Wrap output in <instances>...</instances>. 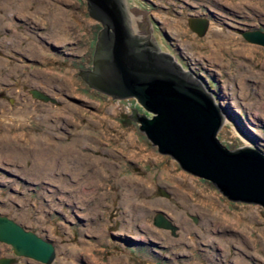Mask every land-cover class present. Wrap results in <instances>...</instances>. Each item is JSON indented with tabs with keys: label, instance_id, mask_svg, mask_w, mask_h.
Listing matches in <instances>:
<instances>
[{
	"label": "rangeland",
	"instance_id": "1",
	"mask_svg": "<svg viewBox=\"0 0 264 264\" xmlns=\"http://www.w3.org/2000/svg\"><path fill=\"white\" fill-rule=\"evenodd\" d=\"M130 1L147 11L152 41L214 89L219 140L231 148L244 135L264 152V45L240 33L264 30V0ZM193 16L208 19L204 35ZM100 27L87 0H0V212L51 239L52 264H264L263 206L181 168L127 116L145 111L134 97L81 76ZM157 210L174 233L153 224ZM12 253L0 241V256Z\"/></svg>",
	"mask_w": 264,
	"mask_h": 264
},
{
	"label": "water",
	"instance_id": "2",
	"mask_svg": "<svg viewBox=\"0 0 264 264\" xmlns=\"http://www.w3.org/2000/svg\"><path fill=\"white\" fill-rule=\"evenodd\" d=\"M121 0H87L90 16L101 22L91 66L79 73L87 84L113 98L134 97L145 110L131 108L130 118L160 153L176 159L184 170L210 180L229 200L258 203L264 209V152L258 145L227 147L217 133L224 124L226 109L214 89L192 70L186 69L171 52L162 50L150 36L131 31ZM124 5V4H123ZM190 28L199 36L209 27L208 19L193 16ZM243 38L264 45V30H241ZM35 96L49 95L32 89ZM225 111V112H224ZM154 225L176 228L162 210ZM0 241L12 246L14 256H26L52 264L55 243L0 212ZM14 256H0L10 264Z\"/></svg>",
	"mask_w": 264,
	"mask_h": 264
},
{
	"label": "bare ground",
	"instance_id": "3",
	"mask_svg": "<svg viewBox=\"0 0 264 264\" xmlns=\"http://www.w3.org/2000/svg\"><path fill=\"white\" fill-rule=\"evenodd\" d=\"M122 1H124L126 19H127V22H128V24H129V26L131 28V31L137 32V33L144 32L143 30L147 27L146 31L149 34L150 39L152 40L154 35L152 34L153 33L152 32V28H151L152 26H151V22L148 19L147 11L144 10L143 8H141V7L139 8V6H134V7H133V5L131 6L132 2L130 0H122ZM138 20H140V23H139ZM142 26H143V28H142ZM190 70H192V69H190ZM20 115H22V114H20ZM242 137L246 141L247 144H252L250 141H248V139L244 135H242ZM65 149H67V147ZM38 156H39V154L36 155V157H38ZM70 156H72V154ZM70 156L69 157L67 156L65 158V160H63V161H65L68 164L71 163L72 160L75 159V158H72L74 156H72V157H70ZM86 163H88V162H86ZM50 181H51V179H50ZM137 216L141 217L143 215H137ZM14 257L16 258L17 256H14ZM238 263L239 264H246V263H244L243 261H240V260H239ZM10 264H12V263H10Z\"/></svg>",
	"mask_w": 264,
	"mask_h": 264
},
{
	"label": "flooded vegetation",
	"instance_id": "4",
	"mask_svg": "<svg viewBox=\"0 0 264 264\" xmlns=\"http://www.w3.org/2000/svg\"><path fill=\"white\" fill-rule=\"evenodd\" d=\"M12 255L14 256V254H13V253L11 254V256H12ZM1 256H2V255H1ZM16 258H17V257H16ZM16 258L14 257V260H13V262H15V261H16ZM13 262H12V263H13Z\"/></svg>",
	"mask_w": 264,
	"mask_h": 264
},
{
	"label": "crops",
	"instance_id": "5",
	"mask_svg": "<svg viewBox=\"0 0 264 264\" xmlns=\"http://www.w3.org/2000/svg\"><path fill=\"white\" fill-rule=\"evenodd\" d=\"M18 220V219H17ZM19 222H21L20 220H18ZM22 223V222H21ZM23 224V223H22ZM25 225V224H24ZM26 226H28V225H26ZM29 227V226H28Z\"/></svg>",
	"mask_w": 264,
	"mask_h": 264
}]
</instances>
